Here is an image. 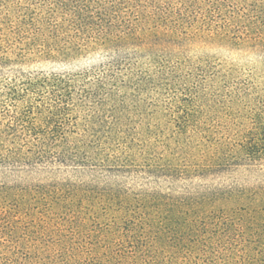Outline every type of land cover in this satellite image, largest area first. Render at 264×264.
I'll list each match as a JSON object with an SVG mask.
<instances>
[{"label":"trees","instance_id":"trees-1","mask_svg":"<svg viewBox=\"0 0 264 264\" xmlns=\"http://www.w3.org/2000/svg\"><path fill=\"white\" fill-rule=\"evenodd\" d=\"M0 264H264V0H0Z\"/></svg>","mask_w":264,"mask_h":264},{"label":"rangeland","instance_id":"rangeland-1","mask_svg":"<svg viewBox=\"0 0 264 264\" xmlns=\"http://www.w3.org/2000/svg\"><path fill=\"white\" fill-rule=\"evenodd\" d=\"M47 67V66H46Z\"/></svg>","mask_w":264,"mask_h":264}]
</instances>
